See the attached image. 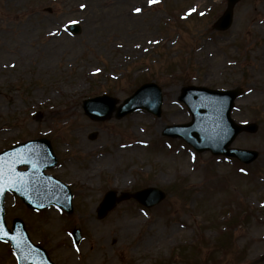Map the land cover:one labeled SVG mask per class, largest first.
<instances>
[{"label": "rangeland", "instance_id": "rangeland-1", "mask_svg": "<svg viewBox=\"0 0 264 264\" xmlns=\"http://www.w3.org/2000/svg\"><path fill=\"white\" fill-rule=\"evenodd\" d=\"M137 1L0 0L1 35L33 22L35 44L47 41L56 27L75 47L43 74L39 53L24 71L0 67V151L26 139H49L58 162L47 172L70 186L74 205L71 213L56 206L35 211L8 194L7 224L21 219L55 264H264V0L239 2L224 32L214 23L227 0ZM132 5L141 13L134 22L122 17ZM70 22L82 31L69 33ZM204 41L217 59L197 53ZM137 42L144 49L126 46ZM211 70L216 71L210 75ZM76 78L81 87L73 95L60 93L59 81L70 89ZM150 81L163 88L161 117L140 110L100 122L84 113L87 97L108 93L122 102ZM187 85L240 87L233 116L258 129L239 135L233 146L259 151L255 162L199 153L163 136L166 125L191 120L179 101ZM50 92L55 102L47 99ZM92 132L95 139L89 138ZM80 139L83 150L75 147ZM92 157L97 173L85 182L83 168ZM147 186L165 190L166 199L150 209L128 200L97 217L107 190ZM179 223L184 235L173 233ZM76 227L83 235L77 245L71 236ZM0 264H17L9 243L0 242Z\"/></svg>", "mask_w": 264, "mask_h": 264}, {"label": "water", "instance_id": "water-1", "mask_svg": "<svg viewBox=\"0 0 264 264\" xmlns=\"http://www.w3.org/2000/svg\"><path fill=\"white\" fill-rule=\"evenodd\" d=\"M239 0H229V6L216 23L218 29L225 30L230 27L233 17V6ZM73 33H79L81 28L73 23L70 25ZM238 97L237 90H211L205 87H186L183 89V100L189 107L193 121L188 124L172 125L165 129V134L182 137L197 150L211 149L214 154H227L235 156L244 162H252L258 157V152L246 149H229V145L242 131L254 132L255 124L245 127L237 125L231 118L234 100ZM163 96L161 88L155 83L141 86L131 97L127 98L118 108L117 116L123 117L140 108L160 116ZM116 100L107 95L87 99L84 102L86 113L95 119H106L115 110ZM44 144L46 151L43 158L46 164L38 163L36 142L22 144L0 154V222L3 223L4 232H0L1 240L12 242L19 257V264H53L46 252L35 246L29 239L21 220H15L13 231L6 226L4 219V198L7 191H15L30 206L42 209L50 204H58L68 211L72 210L71 195L67 187L53 177L44 175V169L55 163L47 141ZM28 164L29 169L19 171L21 165ZM135 197L147 207L160 203L165 193L156 187H148L136 193H123L117 196L114 191L105 195L99 208V217L105 216L115 205L127 198ZM7 233L5 235L4 233ZM76 242L81 238L79 229L74 230Z\"/></svg>", "mask_w": 264, "mask_h": 264}, {"label": "bare ground", "instance_id": "bare-ground-1", "mask_svg": "<svg viewBox=\"0 0 264 264\" xmlns=\"http://www.w3.org/2000/svg\"><path fill=\"white\" fill-rule=\"evenodd\" d=\"M144 2L145 0H138L136 4L140 5L144 4ZM140 14V10L137 11V5H132L130 8H128L122 13V17L127 18L131 22H134V20L139 17ZM55 28L49 29V32L47 33L49 37L48 39H46L47 41L42 44H35V24L33 22L21 23L16 28V30L5 35H1L0 33V67L16 66L17 72L24 71L28 67V63L33 57V55L39 53L41 55V59L37 63L38 72L39 74H43V72L50 70L54 67V62L56 58H58L60 53L67 52L70 55H73V53L75 52V47L73 46V43L68 41L65 37L61 36L59 34V31H57ZM126 46L133 47L138 51L144 49L146 44L143 42H137L135 44H127ZM197 53L204 54L206 58H208L209 56H215V59L218 58L216 50H214L212 45L207 41L202 42L199 49L197 50ZM262 63L264 64V58ZM217 64L221 65L222 63L217 62ZM215 71L216 70H211L209 71V74L211 75ZM76 81L77 82L70 89L66 88L62 81H59L56 87L60 88V93L62 92L63 94L73 95V93L81 87L78 78H76ZM47 99L54 100L55 102L57 96L50 92L47 96ZM52 110L55 111L57 109L54 108ZM84 145V140L80 139L75 145V147L77 149L83 150ZM90 151L91 150L87 149L86 153H90ZM114 152L116 153L117 150H115ZM83 170V181L87 182L95 177L97 170L94 166L93 157L88 160V165L84 167ZM173 233H175L176 235H184V233H186V227L183 225V223H179L177 224V226L174 227ZM259 248L260 246H255L254 248H252V250H258ZM94 257L95 259H97L99 257V254L97 253Z\"/></svg>", "mask_w": 264, "mask_h": 264}, {"label": "snow or ice", "instance_id": "snow-or-ice-1", "mask_svg": "<svg viewBox=\"0 0 264 264\" xmlns=\"http://www.w3.org/2000/svg\"><path fill=\"white\" fill-rule=\"evenodd\" d=\"M137 11H139V9H137ZM0 232H4V226L2 222H0ZM4 234L7 235L6 232Z\"/></svg>", "mask_w": 264, "mask_h": 264}]
</instances>
